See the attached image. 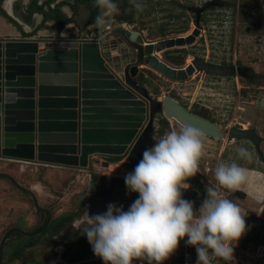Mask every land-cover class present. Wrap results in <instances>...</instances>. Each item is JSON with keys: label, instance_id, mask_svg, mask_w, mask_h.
<instances>
[{"label": "rangeland", "instance_id": "374dc122", "mask_svg": "<svg viewBox=\"0 0 264 264\" xmlns=\"http://www.w3.org/2000/svg\"><path fill=\"white\" fill-rule=\"evenodd\" d=\"M256 1L262 4L261 11H238L239 6L243 4L254 6ZM125 2L124 5L118 6L119 12L114 16L132 15L135 22L124 23L129 28L143 31L148 40L186 37L199 29V34L192 43L161 51L162 59L171 66L184 67L192 62L193 57H204L217 64L237 63L251 68L253 74L251 76L240 74L215 76L195 72L183 81H176L160 75L148 66H141L145 71V77L149 80L145 86L152 97H163L165 94H170L192 112L216 123L223 134L236 123H242L244 127L255 128L262 137L261 148L264 151V106H261V101L264 100V0H177L174 4L170 0H141L143 4L141 12H137L130 0H125ZM208 2H213L219 9H226V11H206L201 15V27H198L196 26V13L190 7ZM225 3L227 6L224 5ZM248 27H250L249 31H247ZM162 30L166 32L165 36H161ZM171 56L184 57L185 63L174 64L168 60ZM161 117L163 115L158 114L155 120L154 137L156 141L171 130H179L182 125L175 117L166 118L169 126L162 134H159L157 130ZM201 133L203 148L197 175L203 186L206 189L209 183L215 185L214 169L220 162L235 161L245 170L247 182L235 191L223 190V194L238 204L241 214L245 216L249 224L259 229L256 231L259 234L257 239L246 241L244 236L240 239L234 249L235 260L230 263L264 264V163L249 140L228 141L225 136L214 137L204 134L203 131ZM240 146L249 150L250 159L237 156L236 149ZM122 157L118 162H111V164L120 165L117 169L115 166L111 168L103 165L102 161L95 162V159L101 160L100 155L93 158L94 162L90 169L39 166L5 158H0V167L3 170L7 169L23 186L32 187L35 184L36 190L32 191L37 193L39 205L51 211L52 220V217L60 213L75 209L82 198H84L81 208L83 214L88 205L91 211H95V214L106 212L109 204L123 206L126 211L132 202L125 199L127 190L124 182L117 181L109 197L102 195L98 197L97 188L93 186L91 177L93 173L96 174L98 181L106 177L107 187L111 186L110 182L113 177L124 179L125 175L135 166L130 164L129 157L126 155ZM4 181H7V185ZM0 194V201L7 203L5 208L0 209V241L6 231L11 228L19 227L24 233L26 231L34 233L33 230L44 223L46 214L35 206L31 195L2 177H0ZM90 198L98 202L94 204ZM183 198L193 202L194 211L199 209L204 199L201 189H195L191 185L189 189L183 191ZM86 200L89 201L85 203ZM80 217H76L57 234L48 232L44 238L39 236L38 244L25 251L28 263L52 264L58 255L57 249L60 245L67 248L71 240H77L78 231H82L84 227L82 224H75ZM40 233H36L35 236L38 237ZM21 236L17 234L11 238L15 245L20 242ZM186 239L185 237L180 241L177 250L168 260L176 255H182L185 264H196L195 248L186 246L184 242ZM14 244L9 245V250L12 252L7 257L3 256V264H21L20 259L14 257L18 249ZM78 249V246H73L71 253ZM98 259L100 258L88 256L76 263L85 264ZM63 261L66 264L74 263L67 262L65 259ZM140 263L144 264L142 261ZM218 263L216 258H212L211 264Z\"/></svg>", "mask_w": 264, "mask_h": 264}, {"label": "water", "instance_id": "95a60500", "mask_svg": "<svg viewBox=\"0 0 264 264\" xmlns=\"http://www.w3.org/2000/svg\"><path fill=\"white\" fill-rule=\"evenodd\" d=\"M212 5L208 2L195 11L196 26L201 27V10ZM108 30L97 37H0L1 158L90 169L95 156L109 158L127 153L137 164L143 150L156 142L155 120L162 114L210 136L249 140L264 163L262 137L255 128L236 123L223 134L216 123L192 112L170 94L162 99L152 97L137 80L144 72L140 65L176 81L195 72L245 75L248 67L202 58L173 67L155 55L192 43L199 29L186 37L158 41H146L141 31L126 23L114 24ZM39 45L45 49L39 50ZM62 106L66 109H60ZM109 164L107 160L104 163ZM0 177L29 192L40 208L36 195L12 175L0 172ZM9 232L0 241V264Z\"/></svg>", "mask_w": 264, "mask_h": 264}, {"label": "clouds", "instance_id": "9594fccd", "mask_svg": "<svg viewBox=\"0 0 264 264\" xmlns=\"http://www.w3.org/2000/svg\"><path fill=\"white\" fill-rule=\"evenodd\" d=\"M130 3L137 12L143 10L141 0ZM94 5L98 9L94 26L100 31L119 8L116 0H94ZM202 148L199 129L181 125L179 130H171L145 148L134 169L125 175L127 192L138 193L126 211L115 204L101 214L89 215L84 210L79 219L84 225L82 235L103 264H164L185 237L186 246L195 248L196 264H211L212 258L226 264L235 260L234 249L249 229L240 207L223 190L239 189L247 176L235 161L220 162L214 169L215 185L209 183L205 198L194 211L183 191L190 187L187 180L198 173ZM236 152L239 158H251L243 146Z\"/></svg>", "mask_w": 264, "mask_h": 264}, {"label": "crops", "instance_id": "0c3cea01", "mask_svg": "<svg viewBox=\"0 0 264 264\" xmlns=\"http://www.w3.org/2000/svg\"><path fill=\"white\" fill-rule=\"evenodd\" d=\"M6 1L4 0L2 3L5 14L0 11V37H97L107 27L110 28L114 24H119L113 17L109 25L98 31L94 26V22L91 21V8L81 0H13V8L11 11L5 6ZM141 33L145 36L146 41H153L148 40V37L143 31ZM38 49L45 48L43 45H39ZM161 97L157 96L154 98L160 99ZM60 109L66 108L62 106ZM100 157H102L101 161L103 165L105 160L109 159L106 156ZM38 165L40 166L42 164ZM76 169L81 170L79 168ZM2 170L0 167V172L9 173L7 169ZM4 183L7 185V181H4ZM27 188L30 191L36 190L35 184ZM32 192L34 193L35 191ZM6 206L7 203L0 201V209Z\"/></svg>", "mask_w": 264, "mask_h": 264}, {"label": "trees", "instance_id": "16d2710c", "mask_svg": "<svg viewBox=\"0 0 264 264\" xmlns=\"http://www.w3.org/2000/svg\"><path fill=\"white\" fill-rule=\"evenodd\" d=\"M4 0H0V11L5 14V10L2 7V3ZM82 2L86 3L92 10V18L91 21L94 22L95 17L98 14V9L96 8V6L94 5V0H81ZM117 5L121 6L124 5L125 0H116ZM41 9V8H40ZM115 21H118L120 23L123 22H127V23H134L135 20H133V16L132 15H124L122 17H116L114 16ZM166 32L164 30L161 31V36H165ZM185 51V50H184ZM168 60L173 62L174 64H183L185 63V58L184 57H180V56H171L168 57ZM145 72V71H144ZM144 72H141L138 76H137V80L141 85H146L147 83H149V80L145 77ZM169 126V121L165 118V117H161L159 119V128L157 130V132L159 134H162L164 129L166 127ZM123 157L122 156H113V157H109V161L110 162H118L119 160H121ZM132 164H135L132 162ZM92 182H93V186L97 188L96 194L97 196H103V197H109L112 194V190H113V185H115V183L117 181H121L124 182V179L118 178V177H113L112 178V182L111 186H106V177H103V179L101 181H98L97 176L95 173L92 174ZM125 183V182H124ZM25 192V191H24ZM124 192V191H123ZM126 195H125V199L127 201H131L133 202L137 197H138V193H128L127 191ZM122 193V192H121ZM206 196V195H205ZM82 201L80 202V204L78 206L75 207V209H73L72 211H65L64 213H60L57 216L52 217V220H50V222L48 223V219H47V213L45 210L38 208L40 211H43L46 215V219L44 221V223L42 225H40L39 227H36L35 230H33L34 233L28 232L26 231L24 233V231H22V229H20L19 227H14L11 228L9 234L7 235V238L5 239L4 243H3V256L7 257L9 253H11L12 251L9 250V245L10 244H14V240L11 239L14 235L17 236V234H21V239L19 240L20 242H17L15 247L18 249L16 250V254L14 255V257L16 259H20V263L21 264H30L28 263L27 257L25 256V251L28 248H31L35 245L38 244V242L40 241V237L44 238L45 235L49 232L52 234H57L59 233L63 228L67 227L68 223L73 222L76 217L82 216L83 211H82V205H83V200L84 198L81 199ZM90 200L94 202V204H96L98 201L91 199ZM89 200H86V202H88ZM50 211V210H49ZM264 211V209H263ZM51 213V211H50ZM89 215H95V211H91L89 213ZM245 223H246V227L249 229L247 231V233L244 235V239L246 241H250L253 239H257L256 235L258 236L259 234L256 232L259 229L256 226H253L251 224H249L247 222V220L245 219ZM42 230V231H41ZM9 231V230H8ZM6 231V233L8 232ZM41 232L38 237L35 236L36 233ZM5 233V234H6ZM31 235V236H29ZM4 237V236H3ZM78 246L79 249L75 252L71 253L72 247L73 246ZM20 247V248H19ZM96 257L91 249L90 244L87 241V238L85 236L82 235V231H78V236H77V240H71V242H69L67 244V248L64 249V252L62 254V258L65 259L67 262H74L73 264H78L76 262H78L79 260H83L86 257ZM219 263L218 264H226L225 261L216 258ZM141 261H134V264H141ZM143 262V261H142ZM144 264H146V262H143ZM3 264V262H2ZM39 264H44V262H41ZM57 264H66L64 262H58ZM84 264V263H83ZM85 264H103V261L101 259L92 261L90 263H85ZM164 264H185L184 262V257L182 255H176L173 259L170 260H166L164 261ZM228 264H236L234 263H230L228 262Z\"/></svg>", "mask_w": 264, "mask_h": 264}, {"label": "flooded vegetation", "instance_id": "af4514ba", "mask_svg": "<svg viewBox=\"0 0 264 264\" xmlns=\"http://www.w3.org/2000/svg\"><path fill=\"white\" fill-rule=\"evenodd\" d=\"M173 4L176 2L177 3V0H170ZM223 1V0H222ZM160 2V1H159ZM180 4V3H179ZM224 5H226V3L224 4ZM202 6H204V3H202V4H199V5H194L193 7H190V9H192V11H197L198 9H200ZM227 6V5H226ZM230 7V6H229ZM230 8H232V7H230ZM262 8H263V6H262V4L259 2V1H256V4L254 5V6H250V5H248V4H243V5H241V6H239V8H238V11H244V10H247V11H261L262 10ZM226 11V9H219L218 8V6H216V5H212V6H210V7H207V8H205V9H203V10H201V11H203L202 12V14H204L206 11ZM201 14V15H202ZM250 27H248L247 28V31H249L250 29H249ZM109 27H107L106 29H104V31L103 32H108L109 30ZM167 49V48H166ZM158 56V55H157ZM159 57V56H158ZM160 58V57H159ZM197 58H200V57H197ZM193 59H196V58H194L193 57ZM202 59H204V57H202ZM204 60H207V59H204ZM208 61V60H207ZM209 62H211V61H209ZM213 63V62H212ZM231 64H234V63H231ZM236 66H243V65H241V64H235ZM245 67H247V66H245ZM244 71H245V75L246 76H251V75H253L252 74V72H251V68L250 67H248L247 69H244ZM212 75V74H211ZM215 76H218V75H215ZM233 76V75H232ZM157 99V98H156ZM176 99V98H175ZM153 135H154V133H153ZM129 159V162H130V164H132V160L130 159V158H128ZM134 163V162H133ZM136 164H132V166L134 167ZM187 183H189V185H191L192 187H194L195 189H201V192H202V196H203V198H205V195H206V192H205V187L203 186V184H202V181L200 180V178L198 177V175L196 174L194 177H191V178H189L188 180H187ZM33 199V198H32ZM34 201V200H33ZM40 209H43V210H45L46 211V213H47V219H48V223L50 222V220H51V213H50V211H49V209L48 208H44V207H41L40 206ZM258 236L256 235V238H257Z\"/></svg>", "mask_w": 264, "mask_h": 264}, {"label": "built area", "instance_id": "2783aa9c", "mask_svg": "<svg viewBox=\"0 0 264 264\" xmlns=\"http://www.w3.org/2000/svg\"><path fill=\"white\" fill-rule=\"evenodd\" d=\"M205 75V74H204ZM146 124V123H145ZM144 124V125H145ZM143 125V126H144ZM143 126L139 129V133L141 132V130H142V128H143ZM126 156L127 157H129L128 156V154H126ZM129 161V160H128ZM120 166V165H119ZM90 209V207H89V205L88 206H86V208H85V210L89 213V211L91 210H89ZM76 225L77 224H79V220L75 223ZM187 238V237H186ZM64 247L62 246V245H60L59 246V249H57V252H58V255H57V257H56V259L54 260V261H52L53 263L52 264H57L58 262H61V261H63V259H62V254H63V252H64ZM186 252V251H185ZM187 253V252H186ZM188 254V253H187ZM64 262V261H63Z\"/></svg>", "mask_w": 264, "mask_h": 264}, {"label": "bare ground", "instance_id": "6f19581e", "mask_svg": "<svg viewBox=\"0 0 264 264\" xmlns=\"http://www.w3.org/2000/svg\"><path fill=\"white\" fill-rule=\"evenodd\" d=\"M5 6L7 7V9H9L10 11L12 10L13 8V0H7L6 3H5ZM14 10V9H13ZM155 55H158L160 58H162V54H161V51H158L157 53H155ZM189 60L191 61V58H189ZM180 122V121H179ZM182 125H185L183 124L182 122H180ZM111 168H114L113 166H115V168L117 169L119 167L118 164H110L109 165Z\"/></svg>", "mask_w": 264, "mask_h": 264}]
</instances>
